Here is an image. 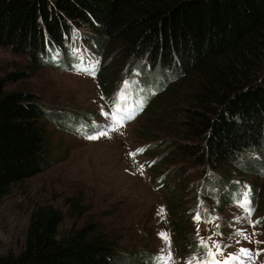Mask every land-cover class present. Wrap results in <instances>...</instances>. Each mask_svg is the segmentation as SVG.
I'll list each match as a JSON object with an SVG mask.
<instances>
[{
	"label": "rangeland",
	"instance_id": "1",
	"mask_svg": "<svg viewBox=\"0 0 264 264\" xmlns=\"http://www.w3.org/2000/svg\"><path fill=\"white\" fill-rule=\"evenodd\" d=\"M71 32L66 55L49 46L58 65L47 62L44 56L38 70L8 82L9 87L38 94L49 112L46 125L52 142L50 165L15 184L0 199V254L21 248L32 209L49 203L63 211L62 233L96 221L116 242L112 264H158L157 258L166 254L173 257L170 264L207 259L201 238L209 245L219 242L225 255L239 253L241 248L260 251L259 256L253 255L251 264H264V206L254 208L253 204L251 214L240 206L245 193L252 202L250 189L255 184L263 195L264 150L247 147L237 160L221 164L214 174L208 163L179 157L172 142L182 141L173 134L180 127L170 121L172 116L180 118L181 107L174 105L165 113L147 105L159 93L169 102L175 100L166 92L187 84L181 79L182 64L172 71L157 60L151 67L148 57L123 58L114 52L113 40L99 42L88 24H73ZM172 57L178 64V58ZM106 58L109 61L104 67ZM27 63L28 56L0 45V73ZM137 63L139 70L134 68ZM90 66H94V74L81 71ZM125 81L130 87L122 94ZM107 89H112V100L107 99ZM114 99L134 116L118 131L112 130V121L105 115L114 110ZM163 119L167 123H162ZM102 131L108 135L86 138ZM160 142L163 145L154 149ZM204 170L212 175L210 183ZM227 176L231 177L226 183ZM223 191L225 201L216 195ZM170 202L183 205L184 214L173 213ZM197 213L200 221L195 219ZM161 233H166L170 242ZM242 261L249 264L247 257Z\"/></svg>",
	"mask_w": 264,
	"mask_h": 264
},
{
	"label": "trees",
	"instance_id": "2",
	"mask_svg": "<svg viewBox=\"0 0 264 264\" xmlns=\"http://www.w3.org/2000/svg\"><path fill=\"white\" fill-rule=\"evenodd\" d=\"M73 24H88L99 42L113 40L123 58L148 57L151 67L157 60L172 71L182 64L187 84L166 92L175 100L159 93L147 105L165 113L181 107L180 118L170 121L180 127L173 134L182 141L172 142L179 157L208 163L214 174L247 147L264 150V0H0V45L28 56L25 67L0 73V199L51 163L47 107L36 92L8 82L38 70L44 56L58 65L49 46L66 55ZM205 175L210 183L212 175ZM258 188H252L254 208L264 206ZM170 204L173 213L184 214L183 205ZM62 220L61 208L35 205L25 242L0 254V264H112L116 242L96 221L62 233Z\"/></svg>",
	"mask_w": 264,
	"mask_h": 264
},
{
	"label": "snow or ice",
	"instance_id": "3",
	"mask_svg": "<svg viewBox=\"0 0 264 264\" xmlns=\"http://www.w3.org/2000/svg\"><path fill=\"white\" fill-rule=\"evenodd\" d=\"M81 71L94 74L95 68L94 66H90L88 68H82ZM124 86L125 92L122 94H126L127 89L130 87L129 82L125 81ZM113 103L115 105L114 110L111 112V114L106 113L105 115L108 116L109 119L112 121V130L118 131L120 127L124 126V122L126 120L132 119L134 118V116L131 112H128L122 105L117 104L115 99ZM107 135V132L102 131L99 133V136L87 135L86 138L90 140H96L100 137H104ZM140 151L143 152L144 150L141 149ZM132 155H134V153ZM240 206L241 208L245 209L248 214H251L253 209L251 207V201L247 197V193H245V198L241 202ZM195 219L197 221L201 220V216L199 213H197ZM160 235L165 241L170 242V238L166 233H161ZM208 239L210 240L211 237H209ZM246 239L248 238L246 237ZM249 242L251 241L249 240ZM200 244L204 249V255L207 257V259H201L198 257L195 261L190 260L188 264H243L242 257H247L249 264H251L253 255L259 256L261 254L260 251H256L255 253H253V251L250 249L241 248L239 253H228L227 255H225V252L223 250L224 246H222L219 242H213L211 245H209L206 240L201 238ZM218 257H222V259ZM157 259L158 264H170V262L173 260V257L166 254L164 256H159Z\"/></svg>",
	"mask_w": 264,
	"mask_h": 264
},
{
	"label": "bare ground",
	"instance_id": "4",
	"mask_svg": "<svg viewBox=\"0 0 264 264\" xmlns=\"http://www.w3.org/2000/svg\"><path fill=\"white\" fill-rule=\"evenodd\" d=\"M83 40H84V39H83ZM79 44H80V42H79ZM79 44H78V45H79ZM82 48H83V47H82ZM86 52H87V51H86ZM89 52H90V51H89Z\"/></svg>",
	"mask_w": 264,
	"mask_h": 264
}]
</instances>
